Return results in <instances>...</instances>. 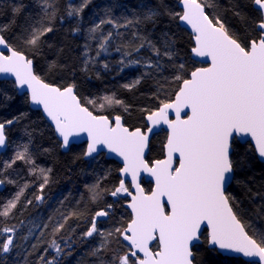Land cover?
Masks as SVG:
<instances>
[{
  "label": "snow or ice",
  "instance_id": "1",
  "mask_svg": "<svg viewBox=\"0 0 264 264\" xmlns=\"http://www.w3.org/2000/svg\"><path fill=\"white\" fill-rule=\"evenodd\" d=\"M35 3L39 9L37 16L29 14L16 37L23 47L13 46L5 37L11 25H0V48L6 50V54L0 51V74L14 77L17 94L27 95L26 102L42 108L54 125L60 147L68 148L70 138L86 133L84 157L95 159L93 154L99 155L101 148H106L108 153L122 158L123 167L119 169L122 178L111 188L102 186L110 174L106 172L94 183L85 185L87 200L93 204L103 200L105 195L113 197L114 202L95 211L89 226L76 240L72 239L76 229L68 222L88 215L87 200L83 208L76 207L66 213L57 210L58 218L49 216L40 236L36 237L37 242L31 243L29 248L33 229L23 235L20 231L23 220L18 225H10L7 221L14 218L13 210L30 185H19L7 179L4 173L18 161L22 162L28 167L29 175L42 181L39 184L42 193L50 183L52 169L35 164V154L30 151L33 133L26 132L28 142L17 143L12 157L4 160L0 167V184L8 183L18 188L10 200L0 205V264H9L14 253L20 257V249L25 250L24 264L29 256H35V264H64L65 258L73 255V245L85 243L89 248L84 256L93 259L84 261L81 258V264H196V253L205 244L212 250L249 258L251 264H264V174L257 173L253 167L257 159L264 163V0H251L258 18L237 11L233 0H229V7L224 9L239 18L248 33L247 43L224 22L219 11L221 6L215 0H179L182 11L164 6L161 12L156 7H148L141 13L134 12L131 17L123 13L114 17L112 8L107 7L99 22L83 30L86 42L80 71L88 73L98 64L110 70L109 63L100 62L99 57L101 53L108 54L109 47L114 46L121 57L117 61V74L125 68L143 69L140 76L123 84V88L132 90L144 79L154 82L157 95L171 88L169 99L161 100L158 109L147 112L145 118L149 126L146 130L136 128L134 131L122 124L119 114L112 118L113 124L108 116L96 115L87 106L92 105L101 112L115 106L127 111L129 106L115 93L86 98L82 102L74 90L75 84L65 87L50 84L34 70L33 58L42 54L46 43L43 38L56 30L55 21L59 19L63 24L65 19L74 20L71 32L79 34L82 13L91 0H80L78 4L69 0L63 11L60 0H35ZM24 7L26 5L22 4L12 7V24ZM206 8L213 11L208 13ZM161 15L173 21L178 19L191 28L194 42L191 53L205 63L210 62L207 67L189 71L185 63L176 61L175 40L168 32L161 33L160 47L150 38V33L143 32L141 26H155ZM104 25H110L111 29L105 32ZM91 41H96L95 56L89 55ZM144 49L151 56L142 55ZM59 67L55 61L49 63V71ZM166 70L170 74L165 76ZM157 76H162V80ZM5 98L12 99L7 95ZM185 109L188 111L184 112ZM170 112L175 113L174 120L169 118ZM182 112L185 118L181 117ZM26 115L21 112L0 121V149L9 146V126L20 123ZM161 124L168 129L167 142L163 146L166 158L149 164L145 160V150L150 134ZM141 172L155 181L151 194H146L138 183ZM129 177L135 193L127 184ZM233 184L241 189L242 198L238 199L230 191ZM121 197H131L127 202L131 216L126 221H115L111 210L122 203ZM163 198L166 203L162 202ZM43 199L42 195H35L37 203ZM60 203L63 205L64 201ZM31 204L32 200H27L24 209ZM98 218H107L105 222L112 226L102 231ZM50 225L53 237L67 230L68 236L61 237L64 246L53 238L37 255L43 229ZM90 238L91 241L98 238V241L93 244ZM153 242H156L155 247H150ZM49 250L55 253L50 258ZM12 264H18L17 260H12Z\"/></svg>",
  "mask_w": 264,
  "mask_h": 264
},
{
  "label": "trees",
  "instance_id": "2",
  "mask_svg": "<svg viewBox=\"0 0 264 264\" xmlns=\"http://www.w3.org/2000/svg\"><path fill=\"white\" fill-rule=\"evenodd\" d=\"M178 1L162 0L161 4V0H91V3L82 13V22L80 25L82 31L79 34L73 35L71 32L74 20L65 19L63 24H61L59 19L55 21L56 30L43 38L46 43L42 47V54L33 58L34 70L50 84L61 87H65L68 84H75L74 90L82 102H85L86 98H98L115 93L117 98L129 106L127 111L122 107L115 106L105 108L101 112L92 105L87 106L94 114H103L110 119L119 114L122 117L123 125L130 130L136 128L144 130L146 128L145 117L147 112L158 109L161 106V100L169 99L171 88L167 89V91H161L157 95V88L151 79L142 80L141 84L132 90L123 88V84L130 83L137 76H140L143 69L139 67L125 68L123 72L117 74L119 68L117 61L121 57L120 53L115 51L114 46L109 47L108 54L101 53L99 57L100 62L109 63L110 70L106 71L98 64L94 70L88 73L80 71L84 59L82 53L86 42L85 32L83 30L91 27L94 22H99L104 16V9L107 7L112 8L111 15L114 17H119L121 13L131 17L134 12L141 13L148 7H156L161 12H163L164 6L174 11H180ZM68 2L69 0H60L62 11ZM79 2L80 0H72L74 4H78ZM215 2L221 6L219 11L224 22L231 30L238 34L241 41L247 43L248 33L245 31L239 18L233 15L232 11H224L225 8L229 7V0H215ZM233 2L237 6V11L246 14L250 18H258V13L253 11L254 5L251 4V0H233ZM21 4L26 5V7L22 9L19 15L15 16V24H12V7ZM205 11L211 13L213 9L206 8ZM38 12L39 9L35 0H0V25H11L10 30L6 31L4 35L13 46L23 47L16 39L21 32L20 26L26 23V17L29 14L36 17ZM141 28L145 34H151L150 38L156 42L158 47L161 46V33L168 32L175 40L174 51L176 52V61L185 63L189 71L202 66L191 59V47L193 46L192 35L179 25L178 19L173 21L167 15H161L155 26L147 24L141 26ZM110 29V25L103 26L105 32ZM120 31H124V29ZM129 38L130 36L126 37V39ZM90 43L92 44V50L89 55L95 56L96 41H91ZM49 44L52 45L51 48L48 47ZM141 54L146 57L151 56V53L146 49L142 50ZM152 59L154 60L155 57H152ZM52 61H55L61 67L49 71V63ZM169 74V70L163 73L165 76ZM157 79L162 80V76H157ZM6 95L11 96L12 99L7 100L5 98ZM173 97L171 96L172 99ZM26 101H28V97L25 94H17L13 82L8 81L5 83V81H0V121L18 116L21 112L27 113L26 117L21 119L20 123L9 126L7 129L9 146L0 155V167H2L4 160L12 157L17 143L28 142L26 132H32L33 138L30 151L35 154V164L46 169H52L51 173H49L50 183L42 193L39 192V184L42 181L33 175H29L28 167L22 162L18 161L13 165L12 169H8L4 173L7 179L14 180L19 185L25 183L30 185L26 189L25 195L17 208L13 210L14 218H10L7 221L10 225H18L23 220L24 223L20 226V231L23 235H27L30 228L33 229L30 242L28 243V247L30 248L31 243L37 242L36 237L40 236L43 224L48 222L49 216L58 218L59 213L57 210L66 213L73 208H83L85 206V200L88 197L85 185L94 183L98 176H103L106 172L110 174L103 181L102 186L111 188L113 185H118L120 180L118 176L120 166L113 160L104 159L103 155L97 156L95 159L85 160L83 155L85 152V144L73 145L67 152H63L60 147V142L57 140L52 128L42 117L41 112L31 110L29 102ZM166 137L167 134L164 131L153 135L146 158L148 162L163 157V146ZM245 147H248V145H245ZM44 149H48V151L45 152ZM253 167L257 173L264 174V164L260 163L258 159ZM260 178L261 176L258 175L257 179ZM142 186L146 192H149L151 189V185L148 183L142 182ZM17 191L18 188L16 186L4 183L3 189L0 191V205L10 200ZM230 191L238 199L243 197L241 189L235 184L230 187ZM35 195H42L44 198L43 202L37 203ZM29 199L32 200V204L27 209H24L23 205ZM61 200L64 201L63 205L60 203ZM77 201H80L79 205H77ZM121 201L123 203L122 198ZM113 202V197L108 195H105L104 199L96 204L87 200V205L90 209L88 215L82 217L79 221L72 219L68 222L76 229V235L72 236V239L76 240L77 236L86 230L91 222V215L95 211L104 208L107 203ZM122 203L115 205L114 209L111 210L115 221L121 219L126 221L130 218L127 210L122 207ZM245 206H247V201H245ZM36 225H39V227H35ZM43 232L44 235L40 237L42 244L37 255L43 252L48 242L53 238L63 247L64 240L61 237L68 236V232L65 229L53 237L51 225L48 229H43ZM204 235L206 236V233ZM18 243H23V241H18ZM87 244L85 243L83 247L81 244H74L73 255L66 257L64 264H75L78 259L80 260L78 264H81V258L84 261L92 260V257L84 256V253L88 250ZM18 251L21 253L20 257H16L14 253L9 258V264H12V260L14 259L17 260L18 264H24L23 254L25 250L20 249ZM48 255L50 258L55 253L49 250ZM195 260L196 264H251L239 258L224 257L217 253L216 250L209 249L206 244L199 247ZM27 264H35V256H29Z\"/></svg>",
  "mask_w": 264,
  "mask_h": 264
},
{
  "label": "water",
  "instance_id": "3",
  "mask_svg": "<svg viewBox=\"0 0 264 264\" xmlns=\"http://www.w3.org/2000/svg\"><path fill=\"white\" fill-rule=\"evenodd\" d=\"M178 7H179L180 11H182V6L179 5V1H178ZM178 23H179V25H180L182 28H184V29L187 30L191 35H193V34H192V31H191V28H190L189 26H187L186 24H184L183 22H181V21H179V20H178ZM193 44H194V42H193ZM0 51H4L5 54H6V50L0 48ZM191 59H192L194 62H196V63L202 65L201 67H207V66H208V63H210V62L205 63V62H204V59H202V58L194 57V56L192 55V53H191ZM205 59H206V58H205ZM0 80H1V81H12V82H14V84H15V78L12 77V76L5 75V74H0ZM15 89H16V88H15ZM16 91L18 92L17 89H16ZM24 91L26 92V89H25ZM19 95H22V94H19ZM173 99H174V97H173ZM29 107H30L31 110H35V111H40V112H41L43 118H44V119L47 121V123L52 127V129H53V131H54V134H55V136H56V133H55V130H54V125H52L51 121L48 120V118L45 116V114L43 113L42 108H40L39 106H33V105L30 104V102H29ZM187 111H188L187 109L184 110V112H187ZM184 112L181 113V117H182V118H185V116H184ZM169 118L172 119V120H174V119L176 118V117H175V113H174V112H170V113H169ZM109 119H110V118H109ZM110 121H111L113 124L115 123L114 119H112V118L110 119ZM121 122H122V124H123V121H121ZM145 124H146V127L149 126V122L146 120V118H145ZM125 127H126V126H125ZM129 130H130V129H129ZM134 130H135V129H132V130H130V131H134ZM144 130H146V128H145ZM160 131H164V132H166V134H168L167 125L161 124V125L157 126V127L154 129L153 133L150 134L149 145H150V141H151L153 135H155L156 133H158V132H160ZM56 138H57V140L61 143L60 139H59L57 136H56ZM248 139L250 140V137H249ZM166 142H167V137H166V141H165V143H166ZM241 143H243V141H241ZM79 144H85V151L87 150V134H86V133H81V135H80L79 137H72V138H70V144H69L68 148H62V147H61V148H62V151H63V152H67V151L69 150V148H70L72 145H79ZM251 146H252V148L254 149L255 145L252 144ZM5 149H6V148H4V149H0V155L5 151ZM148 152H149V146H148V148L145 150V160H146V158H147V156H148ZM99 155H103L104 158H105L106 160H113V161H115V162L120 166V168L123 167V160H122V158L116 156L114 153H108V151H107L106 148H101V150H100V154H99ZM99 155H97V154H95V153L93 154V156H95V157H97V156H99ZM165 158H166V155H165V150H164V147H163V157H162L161 159H165ZM84 159H85V160H89V159H92V158H91V157H84ZM154 161H155V160H154ZM154 161L150 162L149 164L153 163ZM146 162H147V160H146ZM263 164H264V163H263ZM174 166H176V164H175V160H174ZM118 176H119L120 179L122 178V177L120 176V171L118 172ZM142 181H144L145 183H150V184L152 185L150 192L146 193V191L144 190L146 194H151L152 190H153L154 187H155V181H154V179H153L151 176H149L146 172H141V173H140V176L138 177V183H139L140 186L143 188V186H142ZM127 183L129 184V188H130V190H131L133 193H135V192H136V189H135L134 187H131V179H130V177L127 178ZM2 189H3V184H0V191H1ZM143 189H144V188H143ZM130 200H131V197H128V201H127V202H130ZM127 202L124 204V207H125V209L130 213V216H131V209H128V208H127ZM162 202H163V203H166V198H163ZM124 243L126 244L127 242H124ZM155 243H156V242H153V243L150 245V247H152ZM215 250H216L217 253H219L220 255H222V256H224V257H229V258H239V259H241L242 261H244V262H246V263H251V261L249 260V258H245V257H243L242 255L235 254V253H230V252H221L219 249H215Z\"/></svg>",
  "mask_w": 264,
  "mask_h": 264
},
{
  "label": "rangeland",
  "instance_id": "4",
  "mask_svg": "<svg viewBox=\"0 0 264 264\" xmlns=\"http://www.w3.org/2000/svg\"><path fill=\"white\" fill-rule=\"evenodd\" d=\"M122 198V197H121ZM114 199V198H113ZM113 215V214H112ZM98 220L101 221V223L98 225V227L103 231V230H107L108 228H110L112 226V224L110 222H105L107 220V218H98ZM90 224V223H89ZM90 241H91V238H90ZM97 241H98V238H97ZM97 241H91V243L95 244ZM85 244L82 245V247L84 246ZM87 248H89V244H87ZM82 255V253H81ZM76 261V260H75ZM74 261V262H75ZM79 259L76 261L77 263L75 264H78L79 263Z\"/></svg>",
  "mask_w": 264,
  "mask_h": 264
},
{
  "label": "flooded vegetation",
  "instance_id": "5",
  "mask_svg": "<svg viewBox=\"0 0 264 264\" xmlns=\"http://www.w3.org/2000/svg\"><path fill=\"white\" fill-rule=\"evenodd\" d=\"M148 162V161H147ZM152 162V161H151ZM148 163H150V162H148ZM142 182H144V181H142ZM145 183V182H144ZM148 184H150V183H148ZM151 185V184H150ZM129 186V185H128ZM151 187H152V185H151ZM145 190V189H144ZM151 190V189H150ZM146 191V190H145ZM150 192V191H149ZM146 193H148V192H146ZM122 200H123V205H122V207L125 209V207H124V204L128 201V197L127 198H124V197H122ZM126 210V209H125ZM128 212V211H127ZM129 213V212H128ZM129 215H130V213H129ZM156 244V243H155ZM155 244L152 246V247H154L155 246Z\"/></svg>",
  "mask_w": 264,
  "mask_h": 264
},
{
  "label": "bare ground",
  "instance_id": "6",
  "mask_svg": "<svg viewBox=\"0 0 264 264\" xmlns=\"http://www.w3.org/2000/svg\"><path fill=\"white\" fill-rule=\"evenodd\" d=\"M1 81V80H0ZM12 82V81H11ZM14 83V82H13ZM16 90V89H15ZM17 92V91H16ZM23 95V94H22ZM27 96V95H26ZM43 117V116H42ZM46 121V120H45ZM47 122V121H46ZM50 126V125H49ZM51 127V126H50ZM52 128V127H51ZM53 130V129H52ZM54 132V131H53ZM73 146V145H72ZM100 156V155H99ZM104 157V156H103ZM105 159V158H104ZM42 203V202H41Z\"/></svg>",
  "mask_w": 264,
  "mask_h": 264
}]
</instances>
